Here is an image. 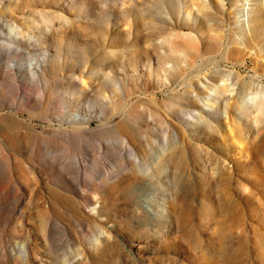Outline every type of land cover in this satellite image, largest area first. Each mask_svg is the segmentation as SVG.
<instances>
[{
    "label": "rangeland",
    "instance_id": "rangeland-1",
    "mask_svg": "<svg viewBox=\"0 0 264 264\" xmlns=\"http://www.w3.org/2000/svg\"><path fill=\"white\" fill-rule=\"evenodd\" d=\"M245 2L0 0V264H264Z\"/></svg>",
    "mask_w": 264,
    "mask_h": 264
},
{
    "label": "bare ground",
    "instance_id": "bare-ground-1",
    "mask_svg": "<svg viewBox=\"0 0 264 264\" xmlns=\"http://www.w3.org/2000/svg\"><path fill=\"white\" fill-rule=\"evenodd\" d=\"M243 10H244L245 14L242 15L241 17H244V22L249 24L250 15H251V12H252L251 9H250V6H249V0H246L245 6L242 8V13H243ZM3 168H4L3 172H7V170L5 169L4 165H3ZM147 207H148V205H147ZM16 251L18 252L19 256L25 257L26 250H25V246L23 244H18L17 247H16Z\"/></svg>",
    "mask_w": 264,
    "mask_h": 264
}]
</instances>
